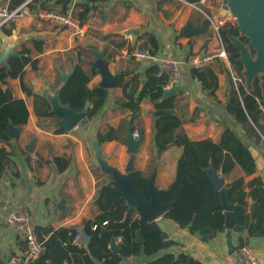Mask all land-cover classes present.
I'll list each match as a JSON object with an SVG mask.
<instances>
[{
	"label": "crops",
	"instance_id": "obj_1",
	"mask_svg": "<svg viewBox=\"0 0 264 264\" xmlns=\"http://www.w3.org/2000/svg\"><path fill=\"white\" fill-rule=\"evenodd\" d=\"M3 1L0 5L8 4ZM49 5L52 8H63L66 5L70 10L75 8L77 13H81L87 6L83 24L85 32L81 36H74L58 27L62 30L61 38L64 37L63 33L67 34L63 40H66L64 42L70 54L56 55L51 52L53 48L47 47L56 38L54 27L57 26L41 19L33 11L3 26V29L11 30V34H6L0 28V52L9 46L11 53L21 52L26 47L31 49L32 57L39 60L38 69L26 66L27 84L37 92L48 89L54 93L60 73H70L78 61L91 60L88 50H98L108 61L112 74L120 73V85L109 89L104 106L93 118L85 117L74 129L55 133L53 126L47 125L53 118L40 119L34 112V96H28L22 90L19 78L10 79L13 94L25 99L30 115L28 122L19 129L18 138L12 139L11 143H0V147L4 146L8 151L13 149L6 171L0 174V264H7L12 255L22 253L25 249L23 236L8 223V215L15 206L26 207L36 225H50L55 229L82 226L84 221L95 219L100 211L94 203L98 179L92 169L96 166L101 168L100 163L103 161L107 167L126 174L129 129L133 132L138 130L143 135L134 161L135 171L149 173L150 176L153 174L152 182L158 192L174 181L183 147L172 146L159 155L151 141L153 104L146 98L136 111L124 106L129 101L125 91L133 93L135 100L147 80L150 66H160L162 59L180 61L181 83L174 88L166 85L164 97H174L178 129L183 128L192 140H216L221 133L222 122L232 126L235 122L226 109L230 92L227 73L231 71L229 60L217 59L209 64L218 77V86L213 91L204 89L202 83L191 75V58L216 45L205 16L196 8L177 0H49ZM208 5V10H217L222 6L217 8L210 0ZM190 21L201 31L188 37L184 35L183 29ZM135 27L141 28L142 34L139 37L121 34V31ZM106 33L120 36L101 37V34ZM147 33L155 35L159 50L154 58L138 61L131 55V51L137 46L142 47ZM35 40L43 42L42 50L36 49ZM122 40H125L124 46L117 47L114 42ZM101 80L99 73L92 79L90 86L100 84ZM125 83H129L126 89L123 86ZM39 120L46 126H40ZM109 128L115 129L117 138L98 146L100 149L97 153V134L106 135ZM32 139L34 151L31 153L26 146ZM153 147L156 156L151 161ZM54 156L70 157L71 163L65 172H59L53 161ZM38 157L46 161L36 168ZM101 171L107 174L103 168ZM241 176H245L244 188L248 192L260 182L264 183V168L245 175L240 165L236 164L223 175L225 186ZM64 198L67 201L65 214L59 208V201ZM247 201L251 204L252 197H247ZM168 210L169 206L155 220L176 243L168 251L177 256L188 255L202 264H238L236 253L231 254L228 250L226 230L206 240L199 231L190 232L166 219L164 215ZM240 240L250 244L264 264V234L252 236L245 228L241 233H233V242L239 245ZM112 241L109 247L113 253H117L121 237L113 238ZM145 259L146 256L139 259L132 257L120 264H142Z\"/></svg>",
	"mask_w": 264,
	"mask_h": 264
},
{
	"label": "trees",
	"instance_id": "obj_2",
	"mask_svg": "<svg viewBox=\"0 0 264 264\" xmlns=\"http://www.w3.org/2000/svg\"><path fill=\"white\" fill-rule=\"evenodd\" d=\"M25 0H4L10 10L15 9ZM166 1V0H164ZM200 3L201 0H189ZM52 8L49 0H34L30 7ZM64 5L63 10H66ZM88 8L79 13L81 23L84 24ZM5 26V25H4ZM4 28L3 26L1 27ZM6 34L11 30L3 29ZM221 34L226 43L228 60L235 73L243 77V82L236 86L232 75L227 71L230 79V92L226 109L234 117L233 126L222 122V130L216 140L205 138L192 140L187 132L178 129L179 120L174 111V97H164V87L168 82L166 75L161 73L159 65L155 64L147 70V80L134 100V94L125 91L129 99L124 103L125 107L134 111L138 110L140 103L148 98L154 106L153 128L151 141L156 146L157 153L161 155L172 146H182L183 154L178 159L174 181L161 193V203H169V210L165 213L166 219L177 223L181 228L190 232L199 231L204 239L214 237L218 232L225 230V213L219 191H214L212 181L207 174L209 168H214L221 176L226 175L238 164L245 175L260 171L258 161L252 156L250 146H254L264 153V112L260 104L264 102V96L255 78L253 88H246L243 76V64L239 62V50L230 40V35L239 37L248 42V37L240 34L239 26L227 24L222 27ZM120 36L116 33L101 34V37ZM117 47H122L125 40L114 42ZM38 51L42 50V41H34ZM142 48L149 49L152 54L159 50L157 38L152 33L146 34V40ZM91 53V60L78 61L73 65L71 75L65 82L61 73L57 77L55 89L59 94L62 104H68L71 108L81 111L86 110V118H93L104 106L109 89L99 84L90 86L92 79L99 74L94 65L95 52ZM31 49L24 47L19 56H10L8 63L0 65V143H11L18 136L10 135V127L22 129L28 122L29 108L24 98L13 94L10 79L19 78L22 90L28 96H34V112L41 118L51 117L53 120L47 125H54L55 133L65 132L63 128L55 125L60 116L55 112L47 97L28 85L25 81V68L30 65L38 69L39 60L33 58ZM254 54L255 52L252 51ZM93 56V57H92ZM93 58V59H92ZM85 63L87 65H85ZM191 75L202 83L204 89L213 91L218 86V77L210 65L201 68L191 67ZM129 83H125L124 89ZM40 126H46L39 120ZM115 129L109 128L106 135L97 134L99 146L106 141L116 139ZM13 149L8 151L4 146L0 147V174L6 171L8 160L11 159ZM30 157V154H28ZM154 147L151 161L155 159ZM36 168L46 161L38 157ZM30 159V158H29ZM30 161V160H29ZM53 161L59 172H65L71 163L70 157L54 156ZM93 173L98 179L97 192L94 203L99 209V214L93 220H86L82 226L54 227L36 225L38 237L44 241L45 249L41 255L31 264H50L52 260V248L57 241L62 244V254L67 264H120L129 258H141L146 256L142 264H187L190 257L185 254L176 255L168 251L174 244L157 221L141 218L136 210H129L128 202L113 184V176L101 171L100 166L93 167ZM150 174L141 171L133 173L136 186L147 194L148 179ZM245 176L227 185V197L234 205L232 211L233 221L236 224L246 225V229L252 236L264 234V183L260 182L250 191L244 188ZM251 196L250 204L247 197ZM107 220V225L102 222ZM98 227L93 229V224ZM83 227L90 238L87 244L75 245L72 238L79 228ZM142 235L143 241L136 238V231ZM121 237L120 249L113 253L109 247L113 238ZM245 244L239 241L238 247ZM153 256H156L152 258ZM191 264H202L199 260H193Z\"/></svg>",
	"mask_w": 264,
	"mask_h": 264
},
{
	"label": "water",
	"instance_id": "obj_3",
	"mask_svg": "<svg viewBox=\"0 0 264 264\" xmlns=\"http://www.w3.org/2000/svg\"><path fill=\"white\" fill-rule=\"evenodd\" d=\"M3 0H0L2 2ZM221 13L227 15L230 11L232 15L236 18V23L239 26L240 34L242 36L248 37V42L251 43V50H249L239 37L230 35V40L233 45L239 50L240 56L238 58L239 62L243 64V76L245 78L246 88L251 90L253 88V83L256 77L259 79V84L264 96V0H222ZM201 30L193 26L192 22L184 27L183 32L185 36H192L199 33ZM121 34L126 37L136 38L139 37L142 32L140 27L128 28L121 31ZM252 51L255 53L253 54ZM20 52L11 53V46L6 48L5 51L0 52V65L6 64L10 67L8 59L10 56H19ZM96 59L94 61L95 67L99 70L102 80L100 86L111 89L118 87L120 85V73L112 74L109 63L106 61L101 52L95 50ZM71 75L70 73H63V82L67 81ZM143 82V80H142ZM37 92V91H36ZM49 100L52 109L58 113L60 119L56 122V125L63 128L65 131H70L74 129L85 117L87 111L81 110L77 111L71 108L68 104H62L59 99V94L57 91L51 93L48 89L45 91H39ZM133 131L129 129L128 131V153L129 159L125 167L126 174L118 171L116 168L107 167L103 161H101V168L113 176L112 184L125 196L129 210H135L141 216V218L154 221L159 216H161L169 206V203H161L160 195L165 190L157 191L154 188L152 182V176L148 179L147 194L144 190L138 188L133 180V173L135 172L134 161L136 154L139 152L140 145L143 140V135L139 138H134ZM10 135L18 136L19 129L11 126ZM97 143V153H99V147ZM28 151L31 153L34 151V139L26 146ZM250 151L252 156L258 161L260 167L264 168V153L250 146ZM101 159L99 158V161ZM214 191H219L224 213L225 221L224 227L226 230V239L228 250L231 254L235 253L238 249V245L233 242V233H241L246 225L236 224L233 221L232 211L234 205L231 204L227 197V186L224 184V177L221 176L214 168H209L207 170ZM66 199H61L59 201V208L62 213H66ZM82 234V241L84 244L89 242V237L86 235L83 227L79 228ZM137 241L142 242L143 238L141 233L136 231ZM114 241L112 245L114 246ZM52 264H65L63 254H62V244L57 241L55 246L52 248ZM193 258L189 259L187 264H191ZM95 262L101 264L100 261L95 260Z\"/></svg>",
	"mask_w": 264,
	"mask_h": 264
},
{
	"label": "built area",
	"instance_id": "obj_4",
	"mask_svg": "<svg viewBox=\"0 0 264 264\" xmlns=\"http://www.w3.org/2000/svg\"><path fill=\"white\" fill-rule=\"evenodd\" d=\"M33 1L34 0H25L13 10L9 9L8 4L0 5V28L11 21H14L18 16L30 14L33 11L41 19L48 21L53 26H57L63 28V30L69 31L74 36H81L84 34V25L72 10H63L59 8H40L38 6L30 7V4L33 3ZM177 1L185 3L186 5L192 6L199 10L205 16L208 26L216 40V45L211 50H208L203 54H197L191 58V66L201 68L213 63L217 59L228 60L226 43L223 40L221 29L223 26L229 23H236L234 22L235 19L232 13L229 11L227 15H223L221 13L222 7L217 10H208L207 8L209 7V0H201L200 4L190 2L189 0ZM131 55L138 61H145L147 59L154 58L155 54H152L149 49L137 46L131 51ZM230 68L232 79L237 86L238 83L243 82V77L237 75L232 66ZM160 70L161 73L167 76V86L169 88H174L181 83L182 70L180 61L176 59H162L160 61ZM260 107L264 112V102L260 104ZM133 135L134 138L140 137L138 130L135 131ZM8 223L23 236L25 240V249L22 253L12 255L7 264H31L32 261L38 258L45 249L44 241H41L38 237L36 224L33 220L32 214L26 207L15 206L8 215ZM107 223L108 221L105 220L102 222V225H107ZM97 227V223L93 224L92 226L93 229H96ZM82 239V234L80 231H78L74 234L72 243L75 245H82L84 244ZM235 253L238 264H262L257 256L256 251L250 244L245 243L243 246L238 247ZM65 264H67L66 259Z\"/></svg>",
	"mask_w": 264,
	"mask_h": 264
},
{
	"label": "rangeland",
	"instance_id": "obj_5",
	"mask_svg": "<svg viewBox=\"0 0 264 264\" xmlns=\"http://www.w3.org/2000/svg\"><path fill=\"white\" fill-rule=\"evenodd\" d=\"M212 4H214L217 8L222 4V0H210ZM200 4V3H199ZM56 8V7H55ZM59 9H63L62 6L58 7ZM66 10H68V8H65ZM70 10V9H69ZM72 11L79 17V13H77V11L74 9H72ZM234 17V15H233ZM80 19V18H79ZM234 22H236V18L234 17ZM81 20V19H80ZM54 31L56 32V38L52 41V44L50 45V47H47V49H54L52 50L51 52L53 54H56V55H66V54H70V51L67 49L68 46L66 45V43L64 41L66 40H63L65 39L64 37L67 36L66 33H63V38H61V34H62V30L58 27H54ZM60 42H63L62 45H60ZM244 43V45L249 49L251 50V43L250 42H245V41H242ZM146 49V48H145ZM160 67V66H159ZM63 74V73H62ZM65 74V73H64ZM167 85V84H166ZM56 125V123H55ZM53 126V129H54V125ZM57 126V125H56Z\"/></svg>",
	"mask_w": 264,
	"mask_h": 264
}]
</instances>
